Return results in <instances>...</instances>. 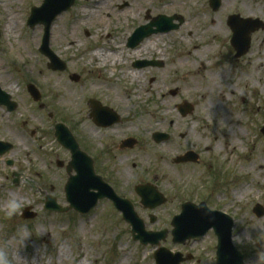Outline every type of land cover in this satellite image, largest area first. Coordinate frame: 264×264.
<instances>
[{"label": "rangeland", "instance_id": "obj_1", "mask_svg": "<svg viewBox=\"0 0 264 264\" xmlns=\"http://www.w3.org/2000/svg\"><path fill=\"white\" fill-rule=\"evenodd\" d=\"M20 1H23L22 5L16 2V7L9 8L11 2L6 0L5 5L10 11L5 14H14L17 23L9 35L4 34L3 26L0 40V75H4V80L9 82L14 98L19 104L11 120L0 121L1 125L9 129L2 137L13 143V148L0 157V246L7 244L12 264H34L29 263L33 254L36 256V264H76L81 255L80 250L92 255V259L89 258L91 264L119 263L124 255H127V260L122 264H155L153 252L157 246L142 245L134 241L130 236V225L121 218L107 199L99 200L98 206L87 214H79L74 210L58 213L44 209L47 193L52 194L59 204L67 205L63 190L67 180L65 166L60 168L56 165L57 159H69L68 151L59 146L54 138L53 125L59 122L71 126L70 129L76 127V130L71 129L74 137L78 127L84 135L88 126L92 127L95 135L92 140L97 142H103L105 135L110 137V143L128 134L139 138L138 147L134 150L117 151L115 146L110 147L107 156L109 162L106 164L118 183L115 186L117 192L136 204V210L143 218L146 230H157L160 227L171 229L169 214L178 210L180 202L187 198L198 201L207 196L212 200L211 195L221 190L219 195H213L212 202L216 205L211 203L216 208L219 206L235 213L234 243L247 255L243 264H251L256 251L264 244V215L256 217L252 212L253 205L257 203L264 207V133L260 131L264 126V27L252 34V49L245 57L238 59L234 58L227 43L229 39H223L225 36L222 30L214 29H224L217 22L210 27H205L204 23L202 26L189 23L181 29L172 30L166 33L167 37L161 40L157 49L143 48L140 58L129 55L128 50L124 49L121 55L127 68H132L131 62L135 59L157 60L163 63L162 67L147 66L138 69L143 92L140 99L131 100L133 86L127 77L120 78L119 74L111 69H96L97 61L88 60V53L94 46H100L104 52L106 48L120 44L117 38L105 39L107 32L114 37V30L96 29L97 37L85 40L82 34L84 28L52 27L50 47L57 50L60 55L56 53L66 63L64 71H52L47 69V58L38 51L42 28L29 29L24 25L28 0ZM247 5V8L241 7L240 11L245 15L254 13V17L264 22V0H249ZM197 8L195 5L193 9ZM215 16L219 20L218 14ZM200 27L203 29L201 32ZM71 30L75 34H72ZM118 30H123L122 35L126 37L130 28ZM188 30L192 32L191 36H188ZM79 35L81 38H78ZM154 36L161 34H153L146 40ZM196 38L199 42L193 43L198 44L197 51L201 52L206 61L204 69L215 72L220 78L216 88L227 87L224 76L217 72L218 66L223 63L235 65L237 77H242L248 72L249 62L258 58L262 71L259 79L257 74L254 75L256 85L259 84L255 91L251 92L243 84L242 78H235L230 87H227L228 90H234L233 95L227 96L228 98L225 96L220 102H216L219 99L209 97L214 94L213 85L205 92L197 87H188L187 81L200 80L201 70H192V67H195L194 59L187 54L191 48L185 47L182 42ZM205 42L213 43V48L202 51L201 47ZM72 74L78 75L76 81L69 79ZM30 80L43 92L38 102H34L26 92L25 85ZM112 81H118V84ZM155 82L159 89L164 90L175 102L187 100L194 107L192 113L185 117H181L174 108L176 122L169 125L168 118L162 123L164 129L169 126V138L159 143L149 141L151 146L176 141L163 158H158L157 153L152 150L148 154L150 156L145 152L147 125L135 124V128L129 126L130 115L131 120H136L144 110H152L150 108L153 107L157 93L147 92L146 87ZM169 88L172 89L171 92ZM58 91L65 94L70 92L72 96L66 95L64 103L57 105ZM240 94H243L244 98L239 99ZM93 96L105 103H111L113 108H120L124 115L123 123L108 130L109 132H96L93 123L87 118V104L90 99L95 98ZM210 102L214 104L211 105ZM40 104L44 105L43 108L39 107ZM228 130L234 141V148L230 153L226 151L223 138ZM184 131L188 135L180 137L178 133ZM92 140L89 141L90 144ZM77 142L83 150L84 147H89ZM212 143L213 149L210 152L204 151V159L200 163L174 165L171 151L176 153L183 147H194L196 144L204 147L205 144ZM223 155H227L225 161L222 160ZM8 160L12 161L11 165H7ZM253 160V165L247 169L245 165ZM133 161L138 163L136 168L131 166ZM99 166L102 169V161ZM13 173L17 174V184L12 182ZM138 174L155 179L166 193L167 201L154 212L158 215L154 222L149 221L148 214L151 211L141 207L132 188ZM10 195H14L21 202L17 214L11 218L5 215V203ZM25 207H31L37 212V216L30 220L22 219L21 213ZM17 225H27L32 232L22 245L19 240H11L17 232ZM74 229L83 231L78 232V239L73 235ZM37 231L44 232L45 244L36 238ZM63 232L69 234L66 240ZM160 245L193 256L182 264H215V251L212 250L215 236L211 232L201 238L191 239L184 245L172 243L171 236L168 235ZM59 246L66 249L68 256L62 263H52ZM35 247L37 252L34 253ZM41 248L44 250L38 254V249Z\"/></svg>", "mask_w": 264, "mask_h": 264}, {"label": "water", "instance_id": "obj_2", "mask_svg": "<svg viewBox=\"0 0 264 264\" xmlns=\"http://www.w3.org/2000/svg\"><path fill=\"white\" fill-rule=\"evenodd\" d=\"M255 22L256 21L238 20V22L232 23L234 35L232 37L231 43L237 50V55L242 54L246 50L250 33L257 30L259 27H262L260 23ZM28 24L32 26L33 19H31ZM152 26H156V29L153 30ZM47 28L48 26L45 28V35L43 37L41 51L50 58L51 63L47 65L49 68L53 70H63L64 65L60 61L56 60L52 55H50L46 49ZM168 28L169 27L166 25V22L157 19V21L154 23L136 29L129 45L134 46L143 37L148 36L150 33L163 31ZM71 79L76 80L77 76L73 75L71 76ZM28 90L31 96L35 100H38L39 96L31 85H28ZM90 104L92 106V115L94 120H99L100 122L105 120L108 110L101 108L95 101H90ZM191 108L192 107L190 105L184 103L180 107V112L185 115L190 112ZM55 128V135L58 141L69 148L71 152V161L67 165V172L70 173L71 169H74L77 174L75 176H70L65 185L66 200L70 204L69 207L62 208L56 205L55 199L48 195L46 197L45 208L57 211H66L70 208H74L75 210L84 213L92 208L97 203L99 198L109 197L113 201L116 208L122 211L123 218L131 224V233L133 239L139 240L142 244H146L148 242L151 244H158L161 239H164L166 231H144L143 223L133 212L131 204L127 200L118 198L108 186L102 183L99 177L94 176L90 163L84 156H81L82 154L78 151L76 143L70 132L62 124H57ZM262 132L264 133V128L262 129ZM155 138L157 141H159L162 137L160 134H157L155 135ZM126 142L130 143L132 140L128 139ZM9 148L10 145L3 144V146H0V154L4 153ZM92 189H96L97 192H92ZM136 191L141 196V203L145 207L152 208L164 201V199L161 198V196L149 186H138L136 187ZM193 209L203 211L201 206L192 208L189 204H185L183 205V211L181 215L175 217L172 220V225L175 227V229L172 230V234L174 235L173 241L184 242L188 238L199 237L203 235L208 230V228L213 226L219 240L216 253L217 264H241L243 255L237 253L234 248L231 247L229 242L231 227L230 222L221 216H211L206 218L205 216L202 217L189 214L193 211ZM253 211L257 216H261L264 213V208L260 205H256L253 208ZM32 216L33 214L28 212V208H26L24 211V217ZM154 257L156 264H179L180 261L184 260L179 253L172 254L165 248H159L157 251H155Z\"/></svg>", "mask_w": 264, "mask_h": 264}, {"label": "flooded vegetation", "instance_id": "obj_3", "mask_svg": "<svg viewBox=\"0 0 264 264\" xmlns=\"http://www.w3.org/2000/svg\"><path fill=\"white\" fill-rule=\"evenodd\" d=\"M7 1L11 2V4L8 5L9 8L16 7V2H19L20 5H22L23 2L20 0ZM219 2L220 4L218 8L214 11L212 9L210 0H28L26 4V11L29 12L32 8H37L45 4L47 10L57 11V14H54L51 20V27L61 26L64 28L70 27L74 29L84 28L82 34L85 40H90L97 37L95 35L96 29L109 28L113 29L116 35L111 37L109 34H106L105 39L117 38L119 42H127L132 29L138 25L146 24L147 21H151L156 16H163L166 19H171V24L175 25L176 27L174 30L181 29L189 23H198L201 26L204 23L205 27H210L211 25H215L217 22L220 27L224 28V36L229 38L230 27L228 25V16L230 14L241 15L242 12L240 11V8H247V3L249 0H219ZM5 4L6 0H0V25L6 24L8 21H10L6 19L9 16L6 17L4 15L5 9V11H10ZM195 5L198 6L197 9H193ZM216 14H218L217 18L219 20L215 18ZM203 17H205L204 22ZM138 18H141V20H137ZM127 27H129L130 30L128 31V35L124 37V35H122L124 31H119L118 29ZM202 30L203 29L200 27L199 31L201 32ZM71 33L75 34L72 32V30ZM191 33L192 32L190 30L187 31L188 36H191ZM226 33H228L227 36ZM78 38H81L80 35ZM252 39L253 38L251 35L248 52L253 47ZM198 40L199 39L196 38L195 40L189 41L193 43L199 42ZM1 81L3 88L8 91L10 88V85L8 84L9 82L7 83V81L4 79H1ZM109 106L112 107L111 104ZM113 109L116 112L117 121L112 125L102 127L91 120L97 132L100 130L110 131L114 129V127L120 126L123 123L124 115L122 114L121 109L117 107H114ZM14 111L15 110L8 111L6 105L0 104V121L4 118L8 119L11 117L10 115H12ZM7 130L9 129H4L0 124V136ZM124 137L126 136H120L117 140H114L110 143V137L105 135L103 142L92 140L91 144L90 142L86 143V145L89 146L87 149L92 152L94 170L101 174L106 181L113 185H118V183L110 173L108 164H106L109 162L107 157L109 156V148L115 146L117 151L134 150L139 144V141L137 140L132 147L123 148L121 147V140ZM195 146L198 148L196 153L197 156L193 162H188L189 164H198L203 161L204 151H209L210 149V147L206 145L202 147L203 145L196 144ZM101 161L103 163L102 169L99 166ZM198 201L194 202L196 203ZM204 202L208 209L219 210L217 209L218 207L216 208L214 205H212L209 196L204 199ZM180 204L181 202L179 203L178 210L170 213L169 216L178 213L180 210Z\"/></svg>", "mask_w": 264, "mask_h": 264}, {"label": "bare ground", "instance_id": "obj_4", "mask_svg": "<svg viewBox=\"0 0 264 264\" xmlns=\"http://www.w3.org/2000/svg\"><path fill=\"white\" fill-rule=\"evenodd\" d=\"M16 20H17L16 16L14 14L11 15L9 24H7L4 27L5 35H9L10 33L12 34V31L16 28V23H17ZM214 29L222 30L223 32L222 34H225L224 29H220L217 27H215ZM165 37H167L166 34H161V36H154L150 40H146L144 44L139 45L136 48H131V49L129 46H126L123 44H114L111 47L106 48L104 52H102L100 49L101 48L100 46H94L88 53V60L95 59L97 61L96 69H100V68L101 69L102 68L111 69L114 72L116 71L119 74L120 78L127 77V79H129L130 84L133 86L130 99L131 100H136V98L140 99L141 94L143 92L142 83L140 81V72L138 71V69L133 68V67L127 68V64L122 59L121 54L123 53V51H125L124 49H126L128 50L129 55L134 56V57H139L140 51L143 48L151 47V50L157 49L159 46L158 44ZM182 43L184 44L185 47L191 48V50H188L187 54L188 56L194 59L193 66L195 67H192V70L194 72L201 70L200 78H199L200 80L197 82H196V79H191L190 81H187L188 83H186V85L188 87H193V88L197 87L198 90L205 92L213 85L215 91H213L214 94L210 95L209 97L210 99L212 98L219 99V101L217 100L216 102H220V99L225 98V96L226 98H228L227 96L233 95L232 93L234 90L233 89L228 90L227 87H230L231 82L235 78H239V80L242 78V80L244 81L243 84H245L246 87L249 88L251 92L255 91V89L257 88V85H256L257 83L254 80V75L257 74L256 76L259 79V74L262 71V69L259 68L261 65V61L258 58L249 62V65L247 66L248 72H246L245 76L242 75V77H237V74H238L237 68L233 67L235 65H232L230 63H223L222 65L218 66L217 72L221 73L222 76H224V79L226 80V83H227L226 85L227 87L216 88L218 87L217 81H219L220 78L217 77L215 72L213 73L211 71L212 72L211 74L209 70L204 69L203 67L204 62L206 61L201 56V52L197 51L198 44L192 43L190 41H183ZM212 44L213 43L205 42L202 45L201 50L207 51V50L212 49L213 48ZM256 68H258L257 72H256ZM202 70L204 71L202 72ZM115 82L112 81V83L117 85L118 81H115ZM146 91L150 93L151 92L157 93V97L154 99V104L152 105L153 107L150 108L152 110H149V109L144 110L142 112V115H139V117L136 120H131V115H130L129 126L132 128H135V124H137L138 126H141V124H145L148 127L146 134L147 136H149V135H152L155 131L164 129V126L162 123L165 120H168V118H169L168 120L169 125L176 122L175 118H177V116H176V112L174 111V108L177 102H175V99L169 98L164 90L159 89V86L156 82L153 84H148V86L146 87ZM66 95H68L69 97L72 96L70 92H66L65 94V93H61L58 91V97H57L58 100L56 101L58 105H61L64 103V99ZM240 96L244 98L243 94H240ZM209 104L213 105L214 102H210ZM86 130H87L86 134L90 135L92 132V128L88 126ZM223 138L226 144V151L230 153L231 149L234 148V141L231 139L230 130H228V132L223 136ZM174 145H175V141H171L165 144L153 145V146L147 145V147L145 148V152L148 155L150 154V151L152 150L154 153H157L158 158H163V156H165V154L167 153V150H170L172 147H174ZM173 151H171L170 154H173ZM225 158L227 159V155H225V157L223 155L222 160ZM253 163H254V160L248 162L247 165H245V167L247 169H250ZM19 226L20 225L16 226V231L19 228ZM78 232L83 233L82 229L81 231H79L78 229L73 230V235H75V239H78L79 237ZM63 234L65 236L64 240H66L69 234H65L64 232ZM35 236L37 239H41L43 244L46 243V237H45L44 232L37 231V233L35 232ZM34 250H35L34 253L37 252V247H35ZM80 252H81L80 258H78L76 264H91L92 261L89 258L92 259V255L86 252H82V250H80ZM67 256H68V252L66 251V249L64 247L59 246L55 255L52 258V263H62V261L66 259ZM126 260H127V255H124L123 258L121 257L119 263H115V264L125 263ZM29 263H34V264L37 263L35 254L32 255Z\"/></svg>", "mask_w": 264, "mask_h": 264}, {"label": "clouds", "instance_id": "obj_5", "mask_svg": "<svg viewBox=\"0 0 264 264\" xmlns=\"http://www.w3.org/2000/svg\"><path fill=\"white\" fill-rule=\"evenodd\" d=\"M20 207V200L14 195H10L5 203V215L9 218L15 216ZM30 235H32V232L29 230L28 226L20 225L17 229V232L11 237V240H19L20 245H22V242ZM18 249L16 250L17 256ZM43 250V248L38 249V254H40ZM0 264H12L7 244H5L4 246H0ZM251 264H264V244H262L261 248L256 251L255 259L251 262Z\"/></svg>", "mask_w": 264, "mask_h": 264}]
</instances>
